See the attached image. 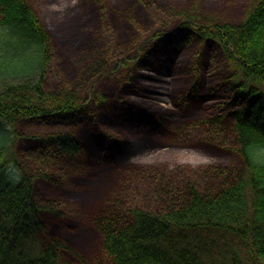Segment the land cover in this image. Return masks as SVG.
Wrapping results in <instances>:
<instances>
[{
	"label": "trees",
	"instance_id": "16d2710c",
	"mask_svg": "<svg viewBox=\"0 0 264 264\" xmlns=\"http://www.w3.org/2000/svg\"><path fill=\"white\" fill-rule=\"evenodd\" d=\"M87 1L74 83L29 0H0V264H264V0L237 24L135 0L129 45Z\"/></svg>",
	"mask_w": 264,
	"mask_h": 264
},
{
	"label": "rangeland",
	"instance_id": "374dc122",
	"mask_svg": "<svg viewBox=\"0 0 264 264\" xmlns=\"http://www.w3.org/2000/svg\"><path fill=\"white\" fill-rule=\"evenodd\" d=\"M167 10L187 9L192 0H155ZM39 13L51 35L60 46L59 72L74 81L77 70L87 58V46L95 43L101 17L98 7L87 0H29ZM108 14L114 20L118 40L129 45L134 35L133 23L148 25L144 9L135 0H104ZM248 0H200V16L216 22L237 24L242 19ZM75 83V81H74ZM81 84V83H80ZM79 86H75L77 90ZM200 109L196 106L186 109L183 117H194ZM161 147H153L149 152L134 150L138 155L160 153ZM130 149H126L128 153ZM140 153V154H139Z\"/></svg>",
	"mask_w": 264,
	"mask_h": 264
}]
</instances>
